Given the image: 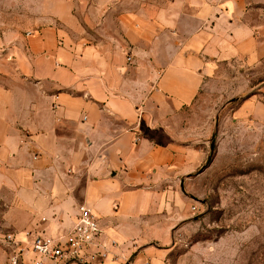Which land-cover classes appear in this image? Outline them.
<instances>
[{"label":"crops","instance_id":"obj_1","mask_svg":"<svg viewBox=\"0 0 264 264\" xmlns=\"http://www.w3.org/2000/svg\"><path fill=\"white\" fill-rule=\"evenodd\" d=\"M76 8L20 0L16 22L0 16V264L18 248L6 234L25 250V231L61 236L80 206L118 243L113 254L128 257L204 170L203 146L180 112L264 61L239 0L122 8L113 31L106 24L89 36Z\"/></svg>","mask_w":264,"mask_h":264},{"label":"rangeland","instance_id":"obj_2","mask_svg":"<svg viewBox=\"0 0 264 264\" xmlns=\"http://www.w3.org/2000/svg\"><path fill=\"white\" fill-rule=\"evenodd\" d=\"M19 1L0 0L2 20L16 22L21 17V12L14 10ZM74 1L89 36L96 33V28L99 31L106 24L114 26L122 8L144 5L154 11L171 0ZM239 1L247 10L243 19L264 40V0ZM235 77L226 85L213 86L180 112L183 127L191 125L194 145L201 144L206 157L214 141L209 164L183 183L185 194L180 193V200H170L171 210L157 218L156 225L162 228L143 236L146 241L134 244L137 248L130 249L128 257L113 254L108 261L264 264V61ZM249 101L256 109L253 115L249 109L240 110ZM6 232L0 231V239Z\"/></svg>","mask_w":264,"mask_h":264},{"label":"built area","instance_id":"obj_3","mask_svg":"<svg viewBox=\"0 0 264 264\" xmlns=\"http://www.w3.org/2000/svg\"><path fill=\"white\" fill-rule=\"evenodd\" d=\"M138 140L135 138V141ZM24 234L27 238L25 250L19 247L20 242L14 234L8 233L4 236L6 245L18 247L9 256V264H46L47 261L57 263L62 259L87 264V261L95 257L103 260L111 258V249L118 247L115 240H105L102 237L97 218L86 206L78 208L72 227L61 236L48 237L32 231H25ZM25 253H30V257L27 258Z\"/></svg>","mask_w":264,"mask_h":264},{"label":"water","instance_id":"obj_4","mask_svg":"<svg viewBox=\"0 0 264 264\" xmlns=\"http://www.w3.org/2000/svg\"><path fill=\"white\" fill-rule=\"evenodd\" d=\"M234 99H231L230 101H233ZM209 151H210V154L207 156V158H206V162H205V164L202 166V168H201V171L203 170V169H205L206 168V166L209 164V162L211 161V156H212V154H213V151H214V141L213 140H211V142H210V144H209ZM181 189L183 190V187L181 186Z\"/></svg>","mask_w":264,"mask_h":264}]
</instances>
